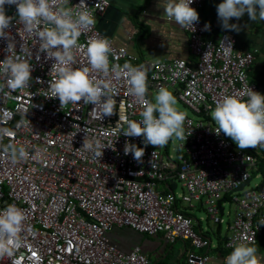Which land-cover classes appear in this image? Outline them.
Wrapping results in <instances>:
<instances>
[{
  "label": "built area",
  "instance_id": "2783aa9c",
  "mask_svg": "<svg viewBox=\"0 0 264 264\" xmlns=\"http://www.w3.org/2000/svg\"><path fill=\"white\" fill-rule=\"evenodd\" d=\"M205 0H193L197 12ZM109 0H69L73 12L87 10L95 18ZM13 17L9 35L15 44L8 51L0 39V61L6 55L26 58L32 65L29 86L10 91L0 79V210L15 205L25 214L20 243L12 246L0 264H152L138 245L127 251L110 242L113 227H126L140 234L158 235L167 243L181 241L186 264H213L209 239L194 229V220L182 212L202 206L213 224L221 222L217 202L227 194L233 203L231 221L222 247L254 244L264 223V172L249 186L256 170L252 151L232 146L210 118V111L225 95L242 96L248 88L261 94L248 71L253 52L239 45L225 32H215L201 19L193 29L183 28L193 64L183 58L155 59L139 64L137 57L91 26L74 49V70L89 67L87 44L107 38L111 45L109 68L125 64L142 67L147 77V95L161 87L171 91L197 117L186 116L185 142L178 140L174 157L163 155L162 146L145 145L143 137H126L127 121H141L143 104L129 91L123 72L117 76L90 69L91 78L109 85L116 105L111 116L101 118L83 102L60 105L51 97L56 77L55 62L39 51L40 42L26 31L16 16V6L6 5ZM205 23L210 25L204 30ZM231 41V47L225 48ZM24 49V50H22ZM30 51V55L26 51ZM262 95V94H261ZM86 140L105 147L101 158L86 150ZM144 149L140 161L124 154L125 143ZM8 145L23 147L26 159L13 163ZM7 149V150H6ZM264 153V146L251 148ZM167 177L174 178L183 192L160 188ZM249 179L240 190L233 191ZM166 189V190H165ZM221 204V202H220Z\"/></svg>",
  "mask_w": 264,
  "mask_h": 264
},
{
  "label": "clouds",
  "instance_id": "9594fccd",
  "mask_svg": "<svg viewBox=\"0 0 264 264\" xmlns=\"http://www.w3.org/2000/svg\"><path fill=\"white\" fill-rule=\"evenodd\" d=\"M193 0H164V15L170 21H175L181 28H191L199 22L198 12L190 5ZM15 5L16 16L24 24L27 32L34 35L40 42L39 51L46 58L55 62L56 79L51 84V97L58 98L60 105L83 102L92 104V108L101 118L111 116L116 100L115 92L109 85L91 78L90 69L102 72L109 71L117 76L123 72L130 86V93L143 104L142 120L127 121V128L122 129L126 137H143L145 145L163 146L170 139L176 138L185 142L188 135L184 132L186 114L177 108V100L173 93L161 87L155 95V102L146 98L147 77L142 67L125 64L109 68V53L111 45L107 38H94L87 44V59L89 67L74 70V49L82 47L78 44L83 29L95 25V18L86 9L74 13L69 6V0H0V39L7 41L6 49L13 51L15 44L10 38L9 29L13 17L6 15L5 6ZM217 17L224 30L239 31L237 24H230L232 18L239 20L247 14L250 21H264V0H222L216 6ZM210 25L205 23L204 30ZM225 48L231 47L229 40ZM24 50V49H22ZM27 55L30 51L25 50ZM32 65L26 58L6 55L0 61V79L6 81L10 91L21 90L29 86L32 80ZM4 86L0 85V91ZM242 96L225 95L211 110L212 119L218 126L216 133L223 132L241 150L264 146V95L248 88ZM94 153L96 158L103 155V147L99 141L86 140L82 145ZM11 149L13 163L18 159H26L28 153L23 147L8 145ZM7 150V149H6ZM131 153L140 161L144 149L135 144L125 143L124 154ZM25 214L15 205H8L0 210V259L12 255L13 247L20 243ZM251 241L239 243L226 258V264H260L257 249L251 246Z\"/></svg>",
  "mask_w": 264,
  "mask_h": 264
},
{
  "label": "crops",
  "instance_id": "0c3cea01",
  "mask_svg": "<svg viewBox=\"0 0 264 264\" xmlns=\"http://www.w3.org/2000/svg\"><path fill=\"white\" fill-rule=\"evenodd\" d=\"M222 0H205L198 11L202 20L210 23L215 32H225L233 37L239 46L253 52V62L249 69V77L264 95V21L258 18L250 21L247 14L239 20L232 18L230 24H237L239 31L224 30L218 20L216 6ZM164 0H109L105 11L95 17V26L104 36L111 39L116 46H123L137 57L139 64H146L155 59L183 58L193 64L189 52L186 32L175 21L164 15ZM177 184L174 178L167 177L159 187L167 188L175 193ZM224 200V199H223ZM178 207L183 205L177 202ZM198 205L192 207L197 208ZM190 209V208H189ZM186 212L189 210L183 208ZM191 216L190 212H188ZM223 214V207H222ZM192 217V216H191ZM193 218V217H192ZM195 227L209 239L208 253L213 264H226L227 256L233 249L222 247V240L227 233V225L222 229L218 224L210 227V234L200 228L199 220L194 219ZM107 236L111 243L119 249L127 251L138 245L152 264H186L184 257L185 244L180 241V249H172L160 234L144 235L126 227H113ZM251 246L257 249V258L264 264V223L261 233Z\"/></svg>",
  "mask_w": 264,
  "mask_h": 264
},
{
  "label": "rangeland",
  "instance_id": "374dc122",
  "mask_svg": "<svg viewBox=\"0 0 264 264\" xmlns=\"http://www.w3.org/2000/svg\"><path fill=\"white\" fill-rule=\"evenodd\" d=\"M155 95H156V93H154V92L151 95L152 102H155V100H154ZM175 98L177 100V105L176 106H177V108L180 111L184 112L186 114V116H189V117H192V118L197 117V115L194 114L180 100H178L176 96H175ZM210 118L212 119L211 111H210ZM212 121L214 122L213 119H212ZM226 138L231 142L233 147L238 148L237 145L232 141L231 138H229V137H226ZM177 144H178V139L172 138V139L169 140V142L167 144L163 145L162 148L164 150L161 152L163 157H165V155H168L170 157H174L175 152L177 151ZM249 149H243V150H249ZM259 180H260V174L259 173H257V174L251 173L250 182H249L248 185L252 186L253 184L258 183ZM175 183L177 184V186L175 188V195L177 196L178 194L183 192V190H182V188L180 187L179 183L176 180H175ZM221 206L223 207V214L220 216V218L222 220L219 223V225H220V227L222 229H224L225 225L231 221L234 205H233V203L231 201L224 199V200L221 201ZM182 208H184V205H183ZM186 209L189 210L188 212H190L191 216L194 219L199 220L200 228L202 230H204V231H207L209 233L210 232V230H209L210 227L214 226L215 224H213L212 221L209 219V217L206 214L205 209L202 206H198L197 208H194V209L193 208H190V209L186 208ZM194 229L197 230L196 227H195V222H194ZM209 237L212 239V235L210 233H209ZM169 246H171L172 249H180L181 243H180V241H175L174 243H172L171 245H168L167 247H169ZM186 247H188V244H186ZM185 256H186V253L184 254L183 258H185ZM166 260L167 259L164 260L165 264H166Z\"/></svg>",
  "mask_w": 264,
  "mask_h": 264
},
{
  "label": "trees",
  "instance_id": "16d2710c",
  "mask_svg": "<svg viewBox=\"0 0 264 264\" xmlns=\"http://www.w3.org/2000/svg\"><path fill=\"white\" fill-rule=\"evenodd\" d=\"M200 10V9H199ZM236 42V41H235ZM236 45H238L237 43H236ZM249 72V71H248ZM249 75V74H248ZM250 78V77H249ZM251 81H252V79H250ZM254 82V81H253ZM255 83V82H254ZM256 84V83H255ZM257 85V84H256ZM258 87V86H257ZM262 94V93H261ZM263 95V94H262ZM250 150L252 151V153L254 154V156H255V162H256V170L255 171H253V174H257V173H259V174H262L263 172H264V153L263 152H259V151H254L253 149H251L250 148ZM166 190V189H165ZM224 197H223V199H227L228 198V196H227V194H224L223 195ZM182 212L184 213V214H187V215H189V213L188 212H186L185 210H182ZM200 233L202 234V235H204L201 231H200ZM145 235V234H144ZM205 236V235H204ZM170 244H172V243H170ZM185 246V248H186V244L184 245ZM229 250V249H228Z\"/></svg>",
  "mask_w": 264,
  "mask_h": 264
},
{
  "label": "water",
  "instance_id": "95a60500",
  "mask_svg": "<svg viewBox=\"0 0 264 264\" xmlns=\"http://www.w3.org/2000/svg\"><path fill=\"white\" fill-rule=\"evenodd\" d=\"M248 181H249V179H246V180H244L242 183H240L237 187H235L234 189H233V191H238V190H240L245 184H247L248 183ZM223 200V198H220L219 200H218V202H217V205H218V210H219V214L221 215V213H222V206H221V204H220V202Z\"/></svg>",
  "mask_w": 264,
  "mask_h": 264
}]
</instances>
